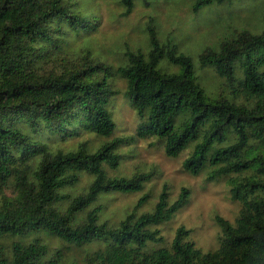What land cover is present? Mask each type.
<instances>
[{
	"label": "trees",
	"instance_id": "1",
	"mask_svg": "<svg viewBox=\"0 0 264 264\" xmlns=\"http://www.w3.org/2000/svg\"><path fill=\"white\" fill-rule=\"evenodd\" d=\"M224 1L195 0L193 10ZM121 2L127 15L135 0ZM73 5L66 0H0V189L10 193H0V235L45 230L68 243L107 242L84 264H264V196L259 194L264 192V28L242 29L198 53V66L213 68L224 82L211 95L197 78L193 58L175 43L162 44L151 25L148 50L127 49L125 65L114 68L88 56L64 63L58 51L63 39L93 28L94 16ZM163 63L177 70L169 71ZM115 74L126 81L125 96L139 117L140 135L162 138L170 156L194 142L183 161L190 172L209 164L210 178L236 174L228 181L241 209L234 223L216 217L221 228L216 249L202 251L184 239L187 229L179 226L170 247L146 250L149 242L162 239L150 226L172 217L188 196L185 187L169 203L163 186L154 209L135 217L134 210L147 198L140 196L114 227L98 221L100 207L85 211L102 193L140 191L150 177L148 172L103 174V164L118 165L115 149L121 138L92 151L85 142L69 151H52L37 136L62 138L82 129L111 135L116 127L109 108ZM228 135L233 139L225 143ZM34 158L37 162L30 166ZM248 170L253 173L244 174ZM81 172L91 174V182L75 194L66 193ZM83 211L85 218L76 223ZM46 253L38 240L14 241L9 251L0 245V264H57L46 260Z\"/></svg>",
	"mask_w": 264,
	"mask_h": 264
},
{
	"label": "rangeland",
	"instance_id": "2",
	"mask_svg": "<svg viewBox=\"0 0 264 264\" xmlns=\"http://www.w3.org/2000/svg\"><path fill=\"white\" fill-rule=\"evenodd\" d=\"M66 1L74 3L73 8L85 15L94 16V19L92 29L78 33L70 32L63 39L58 51L59 55L65 58L64 63L76 64L84 56H88L105 61L114 68L125 65L127 49L142 52L148 50L147 26L151 25L162 44L175 43L178 50L193 58L197 78L211 95H215L224 86V82L213 68L198 66V53L206 46L217 47L222 39L232 38L242 29L259 32L264 28V0H226L203 5L198 10H193L195 0H135L133 9L127 15H123L125 8L121 0ZM48 65L55 64L50 62ZM163 66L169 71L177 70L176 66L170 64L163 63ZM110 83L116 90L109 102L116 124L111 135L99 136L82 129L75 135L62 138L43 133L37 136L46 142L52 151H69L75 149L79 142H85L92 151L107 140L121 138L115 149L119 163L116 167L103 164V174L106 177H127L148 172L150 177L140 191L102 193L85 211L100 207L98 221L114 227L132 211L140 196L145 194L147 198L134 210L135 217L154 209L163 186L166 185L169 203H172L180 189L185 187L188 196L173 212L172 217L150 226L151 229L159 230L162 239L149 242L146 250L160 246L170 247L179 226L187 229L184 239L193 242L202 251L216 249L221 235L216 217L220 216L234 223L241 209L240 201L231 196L228 181L236 174L210 178L212 166L209 164L196 173L186 170L183 161L190 155L194 142H190L178 155H168L162 138L138 133L140 120L125 96V79L115 74ZM232 139V135H228L225 143ZM218 145L220 144L214 145L212 150ZM261 150L264 152V146ZM37 159H32L29 165L35 164ZM252 173L251 170L244 172L248 175ZM92 179L91 174L81 172L78 182L65 188V192L75 194L84 189ZM4 192L10 194L5 187L0 189L1 194ZM259 194L264 196V192ZM85 211L77 213L76 223L83 221ZM34 240L46 245L45 259H54L57 264H84L90 255L103 250L107 245L103 240L81 244L68 243L45 230L31 231L18 237L0 235V245L7 251L11 249L14 241L28 243Z\"/></svg>",
	"mask_w": 264,
	"mask_h": 264
}]
</instances>
